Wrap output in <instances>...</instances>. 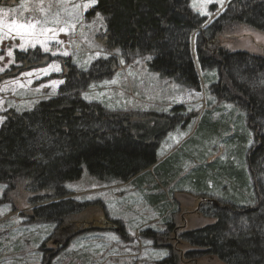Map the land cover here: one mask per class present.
I'll return each instance as SVG.
<instances>
[{
	"label": "rangeland",
	"instance_id": "obj_1",
	"mask_svg": "<svg viewBox=\"0 0 264 264\" xmlns=\"http://www.w3.org/2000/svg\"><path fill=\"white\" fill-rule=\"evenodd\" d=\"M229 1L190 0V7L194 12L207 16V26L225 10ZM0 2V57H3L0 59V69H3L0 71V127L7 111L31 110L40 101L58 94L64 84L62 57L70 58L78 69L84 71L101 59L113 57L117 62L110 75L92 82L81 92L86 101L99 103L112 111L131 113L133 119L143 118V114L150 112L169 113L179 106L183 112L182 119L189 118V122L168 132L158 149L159 156H162L179 145L165 157L170 158L167 165L173 159L182 166L176 181L163 180L166 165L158 171L150 168L142 182L98 179L84 170L80 179L65 184L70 192L67 197L50 198L36 205H31L30 201L23 202L26 193L22 186L17 195L12 191L7 193V187L0 183V264H156L171 253L178 256V264H224L212 254L200 251L201 255L195 254L194 251L201 249L183 241L181 235L214 221L203 214L204 204H208L209 199H217L237 209L258 205L260 198L249 176L247 154L261 141L256 142L254 133L247 132L250 129L243 107L241 111L237 105L218 99L211 91L212 83L219 80L218 74L215 70H201L196 54L197 32L191 39L200 78V87L195 89L151 71L147 66L148 55L108 48L100 40L106 30L104 18L100 19L103 16H87L94 6L91 0ZM211 6H214L213 11ZM13 23L37 24V27L10 32L9 25ZM218 38L224 46L232 45L233 49L264 52L260 50L264 46V34L245 26L234 32L221 33ZM45 47L49 51H44ZM10 50L11 56L8 55ZM38 52L41 55L37 59L35 54ZM19 54L29 56V59H22ZM32 57L35 59L29 61ZM61 81L63 83H58ZM200 114L204 119L200 120V125L203 122L201 129L195 134L196 131L192 133L191 129L197 125L195 120ZM238 115L242 135L248 134L245 144L237 143L236 127L225 122L228 117ZM211 118L221 122L222 129L215 139L200 144L205 125ZM194 146L195 156L199 153L201 156L215 154L217 160L212 163L217 169L213 171L222 174L216 178L214 174V178L216 181L222 178L221 186L214 180H208L207 188H199L187 175L195 171L192 166L201 163L187 156ZM239 154L241 156L236 160ZM209 160L205 159L203 165H208ZM256 164L260 166L259 161ZM232 166L241 170L240 176L238 173V177L234 176L235 180L228 178L230 174L227 172ZM244 170L248 176L247 187L241 189L240 196L227 185L242 179ZM261 170L264 171V164ZM259 178L264 186V172ZM63 199L83 204L84 209L70 213L63 222L34 215L33 211L41 205ZM227 215L235 220L244 217L237 212ZM68 221L74 224V234L68 243L61 244L56 239L57 229ZM169 224L172 227L168 228ZM148 230L161 239L145 236L144 231ZM189 252L195 255L185 257Z\"/></svg>",
	"mask_w": 264,
	"mask_h": 264
},
{
	"label": "trees",
	"instance_id": "obj_2",
	"mask_svg": "<svg viewBox=\"0 0 264 264\" xmlns=\"http://www.w3.org/2000/svg\"><path fill=\"white\" fill-rule=\"evenodd\" d=\"M97 14L105 21L106 30L100 40L108 48L148 55L147 66L151 71L195 89L200 87V78L191 39L197 32L198 64L202 71L215 70L218 74L219 80L212 83L211 91L218 99L235 104L240 110L243 107L250 129L247 132L254 133L256 142L261 141L247 154L249 176L260 200L255 208L237 209L209 199L203 214L214 221L183 233L181 238L201 249L194 251L195 254H212L224 264H264V186L259 178L264 172L261 170L264 164V52L233 49L232 45L224 46L218 38L221 33L234 32L241 26L264 34V0H230L225 10L207 26V16L194 12L190 0H97L87 16ZM39 55L40 52L35 54L37 59ZM19 57L29 59L24 54ZM60 62L64 84L57 95L40 101L31 110L5 113L0 127V183L7 187V193L19 195L18 189L22 186L26 193L23 202L30 201L31 205L50 198L61 199L70 194L65 184L80 179L84 170L98 179L142 182L151 167L158 171L166 165L163 180L176 181L182 169L180 162L172 159L167 165L168 158L162 164L157 163L162 138L189 122V118L182 119L181 107L176 106L169 113L150 112L143 114V118L133 119L131 113L112 111L82 98L84 89L116 68L113 57L94 62L86 71L78 69L68 57L60 58ZM239 121L240 115L228 117L225 122L236 127L237 143L245 144L248 134L242 135ZM210 124L211 121L205 125L200 144L215 139L220 133L210 128ZM214 165L200 163L187 175L199 188H207L208 180L221 186L222 178H217L218 181L215 178L222 172H214L217 169ZM230 170L228 178L235 180V175L240 176L241 170L233 166ZM247 178L244 170L242 179L231 181L227 186L241 196V189L247 187ZM83 209V204L63 199L41 205L33 212L36 217L63 222L70 213ZM236 212L244 216L242 220L227 217L228 213ZM58 228V242L68 243L74 234V224L68 221ZM144 232L145 236L161 239L150 230ZM195 254L189 252L185 257ZM178 259L171 253L156 264H178Z\"/></svg>",
	"mask_w": 264,
	"mask_h": 264
},
{
	"label": "crops",
	"instance_id": "obj_3",
	"mask_svg": "<svg viewBox=\"0 0 264 264\" xmlns=\"http://www.w3.org/2000/svg\"><path fill=\"white\" fill-rule=\"evenodd\" d=\"M202 115L203 114H200L198 117H196V123H197V125H195V126H193L192 127V129H191V132L193 133L194 131H196L197 129H198V127L200 126V120L201 119H203L204 118V116L202 117ZM211 121V124H210V128H216L217 129V131H221V129H222V126H221V124H219V122L218 121H216V120H214V119H211L210 120ZM181 129H183V128H181ZM190 136V135H189ZM188 136V137H189ZM187 138V137H186ZM185 138V139H186ZM184 140V139H183ZM182 142V141H181ZM179 146V145H178ZM177 146V147H178ZM177 147H175V148H173L170 152H172L174 149H176ZM169 152V153H170ZM168 153V154H169ZM158 154H159V152H158ZM167 154V155H168ZM191 154V155H190ZM195 154H196V146H194L193 148H192V150H191V152L187 155L191 160L193 159V160H195V161H197V162H199V161H201V163H202V165L205 163V159H211V160H209V164H211L212 162H214L215 160H216V157L214 156L215 154H208V156H207V154H204L203 156H201V154L202 153H199L200 155L199 156H195ZM167 155H162V156H159V162H158V164H162L166 159H165V157L167 156ZM208 157V158H207ZM165 159V160H164ZM162 160H164V161H162ZM191 160H189V161H191ZM189 161H187V162H189ZM192 167H194V166H192Z\"/></svg>",
	"mask_w": 264,
	"mask_h": 264
},
{
	"label": "snow or ice",
	"instance_id": "obj_4",
	"mask_svg": "<svg viewBox=\"0 0 264 264\" xmlns=\"http://www.w3.org/2000/svg\"><path fill=\"white\" fill-rule=\"evenodd\" d=\"M96 3H97V0H91V4L95 5ZM97 15L99 16V14H97ZM100 19L102 20L103 17H100ZM37 23H39V22H37ZM36 27H37V24H15V23H13V24L9 25V31L11 32L14 29H19V28H25V29H29V30H34ZM48 31H53V30L49 29ZM61 31H63V29H61ZM33 34H35V33H33ZM60 43H62V42H60ZM33 46H35V45H33ZM41 46L43 47V45H41ZM43 50L46 51V52L49 51V49L46 48V47ZM63 54L67 55V53H63ZM8 55L9 56L12 55L11 50L8 52ZM53 55H56V53H53ZM97 55H99V54H97ZM0 59H3V57H0ZM56 70H59V69H56ZM0 71H3V69H0ZM29 75H31V74H29ZM58 83H63V82L61 81V82H58ZM113 83H115V81H113ZM85 98L87 99L88 97L85 96ZM229 107H231V106H229ZM113 238H115V237H113ZM160 255H166V253H161Z\"/></svg>",
	"mask_w": 264,
	"mask_h": 264
},
{
	"label": "bare ground",
	"instance_id": "obj_5",
	"mask_svg": "<svg viewBox=\"0 0 264 264\" xmlns=\"http://www.w3.org/2000/svg\"><path fill=\"white\" fill-rule=\"evenodd\" d=\"M187 125V124H186ZM252 149V148H251Z\"/></svg>",
	"mask_w": 264,
	"mask_h": 264
}]
</instances>
